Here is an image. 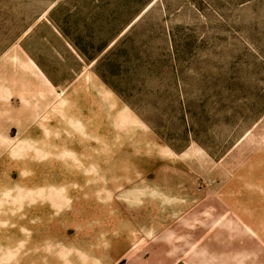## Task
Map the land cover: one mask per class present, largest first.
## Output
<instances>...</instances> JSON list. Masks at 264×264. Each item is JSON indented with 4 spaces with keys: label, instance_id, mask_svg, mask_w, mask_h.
Segmentation results:
<instances>
[{
    "label": "rangeland",
    "instance_id": "374dc122",
    "mask_svg": "<svg viewBox=\"0 0 264 264\" xmlns=\"http://www.w3.org/2000/svg\"><path fill=\"white\" fill-rule=\"evenodd\" d=\"M260 202L264 0H0V264H234Z\"/></svg>",
    "mask_w": 264,
    "mask_h": 264
},
{
    "label": "crops",
    "instance_id": "0c3cea01",
    "mask_svg": "<svg viewBox=\"0 0 264 264\" xmlns=\"http://www.w3.org/2000/svg\"><path fill=\"white\" fill-rule=\"evenodd\" d=\"M230 222H232V233L234 234L235 243L242 248L241 250L234 249V251L236 250L234 264L260 262L263 256L262 249L264 250V202L250 204L246 208L236 205L232 206ZM243 242H250V244L243 249ZM254 242L255 248L252 245ZM241 253H243V256H241ZM248 259L251 262L247 261Z\"/></svg>",
    "mask_w": 264,
    "mask_h": 264
},
{
    "label": "trees",
    "instance_id": "16d2710c",
    "mask_svg": "<svg viewBox=\"0 0 264 264\" xmlns=\"http://www.w3.org/2000/svg\"><path fill=\"white\" fill-rule=\"evenodd\" d=\"M108 44L109 43H107V44H105V46L104 47H102V48H99L98 49V51H97V53H95V55H93V56H90V58L89 59H91V60H93V59H95V58H97L107 47H108ZM117 43H115L114 45H112V47L108 50V51H106L98 60H97V65H98V69H99V67H101L102 65H105L106 64V62H107V59H109V57H110V53L113 51V49H115V45H116ZM101 74V77L112 87V88H114L116 91H118L119 92V90L116 88V86L115 85H113V84H111V82H109V81H107V79L105 78V74L103 75L102 73H100Z\"/></svg>",
    "mask_w": 264,
    "mask_h": 264
}]
</instances>
